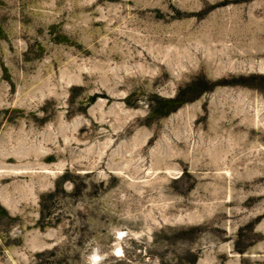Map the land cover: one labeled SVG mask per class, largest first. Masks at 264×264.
I'll use <instances>...</instances> for the list:
<instances>
[{
	"label": "rangeland",
	"instance_id": "obj_1",
	"mask_svg": "<svg viewBox=\"0 0 264 264\" xmlns=\"http://www.w3.org/2000/svg\"><path fill=\"white\" fill-rule=\"evenodd\" d=\"M93 252L264 264V0H0V264Z\"/></svg>",
	"mask_w": 264,
	"mask_h": 264
},
{
	"label": "bare ground",
	"instance_id": "obj_2",
	"mask_svg": "<svg viewBox=\"0 0 264 264\" xmlns=\"http://www.w3.org/2000/svg\"><path fill=\"white\" fill-rule=\"evenodd\" d=\"M116 235L119 237L120 236V233H116ZM113 251L115 254L119 255L121 253V250H120V246L118 245V243H115L114 247H113ZM99 255L97 252H93L90 256V263L91 264H97L98 260H99Z\"/></svg>",
	"mask_w": 264,
	"mask_h": 264
}]
</instances>
